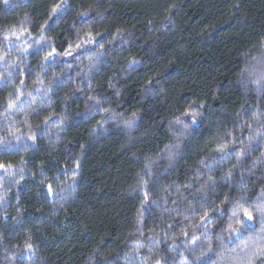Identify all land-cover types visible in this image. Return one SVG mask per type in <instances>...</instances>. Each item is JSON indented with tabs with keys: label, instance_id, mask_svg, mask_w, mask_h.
<instances>
[{
	"label": "trees",
	"instance_id": "16d2710c",
	"mask_svg": "<svg viewBox=\"0 0 264 264\" xmlns=\"http://www.w3.org/2000/svg\"><path fill=\"white\" fill-rule=\"evenodd\" d=\"M57 5L63 6L53 14ZM169 11L174 17L172 23L163 20ZM22 17L30 18L28 33L32 34V40L44 25L52 43L29 49L27 65L10 69L11 77H0V101L20 81H24L21 91L29 86L40 70L41 57L52 52L44 62V76L61 71L65 64H73L72 69L62 72L54 81L49 97L39 101L41 107L33 105L36 110H28L22 96L10 115L20 118L28 110L29 121L35 124L49 111H64L70 120L59 133L58 145L52 144L55 135L44 137L38 131L35 144L17 141L11 148L0 146V163L15 164L24 156L28 165L25 172L31 169L35 173L14 188L11 183L7 185V202L0 205V210H7V215H0V235L4 238L0 248L4 243H22L31 233L37 255L32 258L18 253L16 264H88L94 250H99V255L93 264L105 261L120 264L127 251L125 237L139 200L138 196H126L124 189L143 158L159 151L171 139L169 119L189 110L190 105H204V116L184 141L173 167L158 168L151 186L157 194L166 184L183 185L188 181L199 167L197 161L207 152L206 145L218 125L236 127L229 118L241 104L235 75L243 61L241 54L264 36V0H68L66 5L64 0H8L7 4L0 0V52H15L21 41L12 35L5 39V32L22 29L28 22L21 21ZM118 29L123 30L119 39ZM88 32L93 44L85 43V48L94 50L103 44L108 51L85 77V48L77 45ZM28 33L23 35L26 37ZM57 53L66 55L57 57ZM78 55L80 64L75 62ZM133 57L140 63L129 68L128 61ZM6 63L0 61V72ZM17 64L20 65L19 58ZM77 71L81 72L79 77L75 75ZM110 82L122 89L119 99L109 88ZM77 85L81 91H76ZM90 92L101 99V105L86 110L85 101ZM33 94L39 95L35 91ZM66 94L72 95L67 104L63 101ZM4 107L0 103V112ZM103 107L124 116L139 110L135 130L126 134L117 117L103 127L97 125L93 133L91 128L96 121L107 118L100 111ZM56 118L52 117L48 123ZM11 126L0 117V130ZM21 131H24L22 125ZM81 150L84 157L77 162L75 157ZM220 160L219 154L205 160L206 164H212L217 176L220 169L216 165ZM3 171L4 168L0 175ZM45 173L50 177L47 187L39 183ZM71 175L77 176L74 191L69 190L62 206L57 205L48 194L51 178ZM247 180L254 188L260 184L255 176ZM197 186L194 183L185 190L189 198ZM217 190L234 192L223 182L218 183ZM169 192H174V186ZM168 199L171 202L175 197L169 195ZM220 199L217 196L215 203L219 204ZM18 207L22 208L19 222L13 220ZM159 212L157 207L151 209L143 222L145 229L159 225ZM181 226L177 218L173 231ZM161 249L166 254L164 264H178L182 246L169 253L161 241ZM185 255L191 259L190 253Z\"/></svg>",
	"mask_w": 264,
	"mask_h": 264
},
{
	"label": "clouds",
	"instance_id": "9594fccd",
	"mask_svg": "<svg viewBox=\"0 0 264 264\" xmlns=\"http://www.w3.org/2000/svg\"><path fill=\"white\" fill-rule=\"evenodd\" d=\"M67 2L68 0H64V5ZM3 3L7 4L8 0H3ZM80 15L85 16L86 13ZM26 19L28 22L22 29L5 32V39L8 35H12L18 37L21 42L14 53L0 52V61H7L3 71L0 72V77H11L10 69L27 65L26 53L29 49L35 50L42 44L52 43V38L46 35L44 25H41L37 38L32 40V34L28 33L30 18L22 17L21 21ZM163 20L172 23L174 17L169 11L164 14ZM24 33L28 35L25 37ZM121 35L123 30L118 29L116 38L119 39ZM85 43L93 44L91 32L87 33L85 40H81L77 47L85 48ZM109 43L111 44V41ZM107 51L103 44L94 50L85 48L83 56V60L87 62L85 77L88 76L89 70L96 66V62L102 61ZM61 55L66 53H57V57ZM241 55L243 61L235 75L236 86L241 93V104L229 115L236 127L226 128L223 124L216 127L206 145L207 152L197 161L199 167L194 170L188 181L183 185L175 182L172 185L166 184L158 194L154 193L151 187L157 177L158 168L163 165V169L167 170L173 167L179 158L184 148V141L204 116V105L197 107L193 104L189 106V110L173 115L168 121V133L171 139L159 151L144 157L140 167L132 175L124 192L126 196L133 198L138 196L139 200L132 226L125 237L127 251L121 257L120 264H164L166 254L161 249V241L167 246L169 253L182 246L178 264H264V36L260 38L258 44L249 46ZM51 56L52 52H47L41 57L40 70L35 73L29 86L21 91V84L24 81H20L12 87L3 101H0L5 104L0 117L12 125L0 130V146L11 148L17 141H29L35 144L38 131L44 137L55 135L53 146L60 143L59 133L70 120L64 111L59 113L49 111L39 123L35 124L28 118V110L35 111L33 105L41 107L39 101L42 97H49L54 81L61 77L62 72L67 73L73 67L71 63L65 64L61 71H53L51 76H44V62ZM18 58L20 65L17 64ZM75 62L80 64L81 56H76ZM139 63L140 60L133 57L128 61V67L131 68ZM75 75L79 77L81 72L77 71ZM109 88L113 90L117 99L121 97L122 89L115 83L110 82ZM34 91L39 95H34ZM76 91H81L79 85L76 86ZM72 95L66 94L63 97L65 104L72 99ZM22 96L25 98L23 103L28 110L23 111L20 118H17L15 114L10 115V113H13ZM100 105L101 99L90 92L85 101V109ZM100 111L107 114V118L96 121L91 128L93 133L96 132L97 125L103 127L117 117L120 118V126L126 134L131 133L140 119L139 110L132 111L127 116L116 113L109 107L100 108ZM52 117L57 118L54 122L48 123ZM21 125L24 131H21ZM27 150L26 146L25 153ZM216 154L221 156L220 162L216 165L220 169L219 176L213 171L212 164L205 163L207 157ZM83 157L84 151L81 150L75 160L80 162ZM133 158H136L135 155ZM26 168L28 165L24 156H21L15 164H7L4 167L3 175H0V205L7 202L9 183L14 188L20 185L26 176L35 175L31 169L26 173ZM60 175L64 174L60 173ZM249 176H255L256 180L260 181L258 187L254 188L248 183ZM49 180L50 177L45 173L41 175L39 183L47 187ZM51 180L53 194L49 192L48 194L53 197L57 205L62 206L61 202L70 194L69 190L74 191L73 182L77 180V176H65L63 179H56L54 176ZM221 182L228 184L234 192H219L217 185ZM194 183L198 186L189 198L185 190L191 189ZM173 186L174 192H169V188ZM169 195L175 197L171 202L168 199ZM217 196L221 197L219 204L215 203ZM153 207L160 209V223L156 228L145 229L143 222ZM21 212L22 208L18 207L13 220L19 222ZM55 214L53 212V215ZM0 215H7V210H0ZM249 215L252 219L248 218ZM177 218L182 222V226L173 231ZM186 236L188 239H185ZM3 239L0 235V243ZM18 253H23L27 257H36V241L31 233L25 236L22 243L11 245L4 243L0 248V264H16L15 258ZM186 253L191 254V259L185 255ZM96 255H99V250H94L90 254L88 264H93ZM103 264L108 262L105 261Z\"/></svg>",
	"mask_w": 264,
	"mask_h": 264
},
{
	"label": "snow or ice",
	"instance_id": "6c2138e0",
	"mask_svg": "<svg viewBox=\"0 0 264 264\" xmlns=\"http://www.w3.org/2000/svg\"><path fill=\"white\" fill-rule=\"evenodd\" d=\"M61 7H62L61 5H57L55 8H53V12L56 13L57 11L60 10ZM77 166H78V163H77ZM4 167L5 166L2 163H0V169H3ZM48 192H49V194H53V189H52L51 185L48 186ZM248 218L252 219V217L250 215L248 216Z\"/></svg>",
	"mask_w": 264,
	"mask_h": 264
},
{
	"label": "rangeland",
	"instance_id": "374dc122",
	"mask_svg": "<svg viewBox=\"0 0 264 264\" xmlns=\"http://www.w3.org/2000/svg\"><path fill=\"white\" fill-rule=\"evenodd\" d=\"M2 169H0V173H1Z\"/></svg>",
	"mask_w": 264,
	"mask_h": 264
}]
</instances>
